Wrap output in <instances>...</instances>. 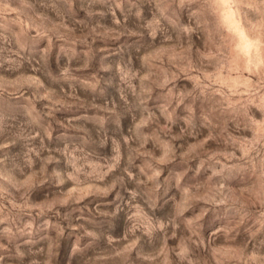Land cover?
Masks as SVG:
<instances>
[{
    "label": "rangeland",
    "instance_id": "1",
    "mask_svg": "<svg viewBox=\"0 0 264 264\" xmlns=\"http://www.w3.org/2000/svg\"><path fill=\"white\" fill-rule=\"evenodd\" d=\"M0 264H264V0H0Z\"/></svg>",
    "mask_w": 264,
    "mask_h": 264
}]
</instances>
